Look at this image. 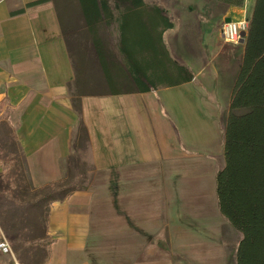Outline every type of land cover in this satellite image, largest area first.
I'll return each instance as SVG.
<instances>
[{
    "label": "crops",
    "instance_id": "1",
    "mask_svg": "<svg viewBox=\"0 0 264 264\" xmlns=\"http://www.w3.org/2000/svg\"><path fill=\"white\" fill-rule=\"evenodd\" d=\"M35 1L0 0V102L7 99L12 108L6 125L21 149L32 185L41 188L66 177V162L78 143V124L82 122L93 180L100 175L106 180H129L138 190L161 183L163 192L171 196L174 180H193L201 173L213 179L214 190L216 161L222 159L219 121L223 119L217 104L208 97L197 59L184 65L193 74L190 82L173 87L156 85L155 91L144 93L110 95L105 92L108 88L136 87L118 49V12L113 11L112 18L97 21L89 30L77 0H44L27 6ZM214 3L220 2L143 0L145 7L160 9L172 22L173 28L163 35L164 42H208L210 32L203 19ZM114 4L110 1L109 7L114 8ZM254 5L255 0H244L241 7H228L222 18L239 21L245 14L250 19ZM174 20L199 24L200 34H173ZM70 33L73 35L68 38ZM93 39L103 44L107 55L112 52L111 41H116L112 54L123 70H112L109 77L104 74L92 48ZM68 46L76 59L70 58ZM198 79L201 83H196ZM112 81L119 84L114 87ZM211 193L215 197L214 191ZM91 204L92 193L81 190L48 206L46 227L41 229L48 239L47 257L41 264H89L84 255V234L90 225ZM172 208H168L170 215ZM4 211L6 208L0 206V216ZM28 211L24 215L33 225V212ZM169 232L180 233L174 243L186 247L194 230L183 225L171 226ZM0 234L6 242L1 225ZM35 247L41 249L43 244ZM9 255L19 264L12 249Z\"/></svg>",
    "mask_w": 264,
    "mask_h": 264
},
{
    "label": "rangeland",
    "instance_id": "2",
    "mask_svg": "<svg viewBox=\"0 0 264 264\" xmlns=\"http://www.w3.org/2000/svg\"><path fill=\"white\" fill-rule=\"evenodd\" d=\"M227 8L228 6L221 3H214L209 8L206 18L203 19L210 32L208 42H200L199 39H167L164 42L169 47L170 57L176 63L185 65L192 59H197L198 66L203 68L202 79L206 80L208 97L217 104L224 123L244 45L224 43L221 39V28L225 22L222 17ZM181 11L190 13L187 10ZM202 14L204 13L201 16ZM188 18L198 21V18H191L190 15ZM244 18L248 20L245 14L241 20ZM185 20L186 18L184 22ZM174 21L177 25L173 34L184 33L186 37L191 33L196 36L200 34L199 24H180V21ZM72 35L70 33L67 37L71 38ZM111 44L112 52H115L116 41L112 40L110 46ZM73 52L71 50L72 58L76 59ZM196 83H201V80L198 79ZM223 122L219 121L222 129L225 126ZM0 123V164H5L6 167L4 177L0 180V206L6 208L0 216V225L8 246L20 261L19 264L42 263L46 244L41 249L35 247L37 245L31 247L42 236L41 211L45 203L39 204L37 201L51 191L59 194L60 189L56 187L62 183V188L76 187L80 188L79 191L88 190L92 193L90 225L84 234V255L89 264L232 262L240 235L219 215L215 197L211 193L214 190L210 176L200 173L198 178L193 176V180H174L175 190L171 196L163 192L161 183L138 190L129 180H106L105 175L93 180L88 152L86 148L79 149L76 144L74 152L66 162V177L57 182V185L35 188L28 179L23 156L13 141L15 139L11 130L6 123ZM216 164L218 170L223 166L222 159H218ZM8 206L13 210H9ZM170 207H173V215L168 210ZM28 209L33 212V225L28 224V217L24 215L25 211L28 214ZM26 218L28 221L25 224ZM183 225L194 232H191V239L186 247H179L181 243L174 241L177 242L175 238L181 234L170 233L169 229L171 226ZM12 259L9 253L0 255L1 264H14Z\"/></svg>",
    "mask_w": 264,
    "mask_h": 264
},
{
    "label": "trees",
    "instance_id": "3",
    "mask_svg": "<svg viewBox=\"0 0 264 264\" xmlns=\"http://www.w3.org/2000/svg\"><path fill=\"white\" fill-rule=\"evenodd\" d=\"M42 1L44 0L27 6ZM77 1L89 30L95 27L97 21L112 18L113 11L118 12V49L136 87L108 88L106 93H144L155 91L156 85L173 87L192 81L193 74L187 67L172 60L164 44L163 35L173 28V24L160 9L145 7L143 0ZM110 1L115 3L114 8L109 7ZM218 1L228 7H241L244 2ZM248 21L241 63L234 79L225 126L222 129L223 166L216 171L214 178L217 211L240 235L232 262L228 264H264V0H255ZM102 45L101 42L92 40V48L104 74L110 75L112 70H123L112 52L109 55L103 52ZM68 51L72 58L69 46ZM117 84L119 83L116 81L110 82L114 87ZM0 108V122L6 123L12 111L7 99L0 102ZM74 108L76 112H80L78 105L74 104ZM11 132L15 139L13 131ZM87 140L86 130L80 122L78 148H87ZM1 167L0 180L6 169L5 164ZM62 184L56 187L60 189L59 194L51 191L37 201L39 204L45 203L41 211L43 230L47 223L48 206L80 190L76 187L62 188ZM2 241L0 234V242ZM47 241L43 232L33 245L45 244ZM46 257L45 251L42 262Z\"/></svg>",
    "mask_w": 264,
    "mask_h": 264
},
{
    "label": "built area",
    "instance_id": "4",
    "mask_svg": "<svg viewBox=\"0 0 264 264\" xmlns=\"http://www.w3.org/2000/svg\"><path fill=\"white\" fill-rule=\"evenodd\" d=\"M247 1V0H246ZM249 21L242 19L240 21L224 22L221 28V39L228 44H244ZM11 252L10 247L4 240L0 242V253L8 254Z\"/></svg>",
    "mask_w": 264,
    "mask_h": 264
},
{
    "label": "water",
    "instance_id": "5",
    "mask_svg": "<svg viewBox=\"0 0 264 264\" xmlns=\"http://www.w3.org/2000/svg\"><path fill=\"white\" fill-rule=\"evenodd\" d=\"M230 21V19L229 18H227L226 20H225V22H229Z\"/></svg>",
    "mask_w": 264,
    "mask_h": 264
},
{
    "label": "bare ground",
    "instance_id": "6",
    "mask_svg": "<svg viewBox=\"0 0 264 264\" xmlns=\"http://www.w3.org/2000/svg\"><path fill=\"white\" fill-rule=\"evenodd\" d=\"M7 242V241H6Z\"/></svg>",
    "mask_w": 264,
    "mask_h": 264
}]
</instances>
